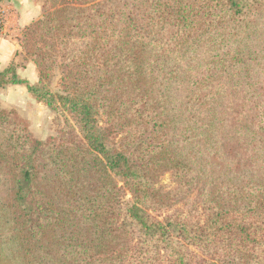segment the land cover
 <instances>
[{"label":"trees","instance_id":"16d2710c","mask_svg":"<svg viewBox=\"0 0 264 264\" xmlns=\"http://www.w3.org/2000/svg\"><path fill=\"white\" fill-rule=\"evenodd\" d=\"M261 26L264 0H45L19 39L38 83L12 61L0 88L26 85L76 126L40 140L0 108V264H264ZM236 148L254 173L242 204L212 191L202 221L156 214L161 175L191 188L205 152Z\"/></svg>","mask_w":264,"mask_h":264},{"label":"rangeland","instance_id":"374dc122","mask_svg":"<svg viewBox=\"0 0 264 264\" xmlns=\"http://www.w3.org/2000/svg\"><path fill=\"white\" fill-rule=\"evenodd\" d=\"M44 2L45 0H32L30 3L26 2L20 5L28 7L33 5L31 8L32 13L28 15V24L43 16ZM18 8L19 5L14 4V0H0V35L5 37L8 35L15 37L19 44V39L23 34L24 27L11 33L4 31L5 24L8 22L11 21V23H16L17 18L20 16V12H17ZM34 9H37V11H34ZM217 11L218 10L215 6L209 10L213 17ZM261 29L263 32L264 28L262 26L260 30ZM214 32L216 31L214 26H212L209 29V32L205 35L206 37L203 39L198 37L192 40V47L196 50L193 57L197 58L198 55L200 57L201 45L213 43L214 39L211 36H213ZM262 32H259L258 37H261L264 41V33ZM12 61L17 65L18 73L21 77L24 76V79H27L32 84L38 83L39 73L36 65L26 56L20 46L18 53L14 56ZM12 61H10V63ZM62 71L61 68L57 67L49 80V86L54 92H62ZM0 108L15 110L22 119L28 122L29 130L34 137L40 140H47L50 137L61 136L63 130L68 127L67 118H70L74 126H76L72 117L67 116L61 111H54L45 103L36 100L28 91L26 85H7L0 88ZM236 149L239 152V155L237 156L229 153L226 155L225 152L217 149L209 154L205 152L201 159L204 161L202 163L204 171L200 170V163L193 166L194 176H197L199 173L201 174L200 180L196 181V185H193L191 188L187 187L181 190L170 172L161 175L156 180L155 186L157 188H162L171 194V204L162 211H158L156 214L161 218L166 215H177L193 221H202L203 213L201 212L199 203L202 199L203 193L213 195L211 193L212 191H214L216 196L221 194L225 195V197L232 202H236L239 197L238 201L242 204L243 201H245L243 200L245 190H247L244 186L249 183L254 173L249 169V165L248 171H245L247 166H244L246 163L241 157L243 151L240 152V148L239 150L238 148ZM231 159H235L234 162ZM241 159L243 161H241ZM256 179L259 180V177ZM129 197L130 196L128 195L126 200L129 199ZM190 250L193 253H199L194 246L190 247Z\"/></svg>","mask_w":264,"mask_h":264},{"label":"crops","instance_id":"0c3cea01","mask_svg":"<svg viewBox=\"0 0 264 264\" xmlns=\"http://www.w3.org/2000/svg\"><path fill=\"white\" fill-rule=\"evenodd\" d=\"M32 0H14V4H18L19 8L17 12H20V16L17 18L16 23L8 22L5 24L4 31L8 32H15L16 30H20L21 28L25 27L28 24V15L31 12V7L28 6H20L22 3H30ZM37 11V9H34ZM19 44L17 39L12 36H2L0 35V69L8 66L10 61L14 59V56L18 53ZM23 78H25L23 76Z\"/></svg>","mask_w":264,"mask_h":264}]
</instances>
